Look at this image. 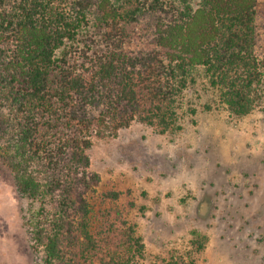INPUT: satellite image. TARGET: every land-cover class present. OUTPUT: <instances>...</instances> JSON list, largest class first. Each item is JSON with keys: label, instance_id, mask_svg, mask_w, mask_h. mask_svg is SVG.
<instances>
[{"label": "trees", "instance_id": "1", "mask_svg": "<svg viewBox=\"0 0 264 264\" xmlns=\"http://www.w3.org/2000/svg\"><path fill=\"white\" fill-rule=\"evenodd\" d=\"M109 1L0 0V157L16 191L38 205L29 238L40 264H196L203 236H193L191 251L146 261L132 225L92 231L84 192L94 193L99 178L86 151L133 122L160 135L179 131L177 101L195 68L230 114L247 115L264 78V56L254 53L264 5L179 0L172 20L155 27L153 50L125 52L107 35L105 49L82 52L77 40L89 22L113 32L115 21L162 10L156 0Z\"/></svg>", "mask_w": 264, "mask_h": 264}, {"label": "rangeland", "instance_id": "2", "mask_svg": "<svg viewBox=\"0 0 264 264\" xmlns=\"http://www.w3.org/2000/svg\"><path fill=\"white\" fill-rule=\"evenodd\" d=\"M156 1L162 4L160 12L143 13L127 24L115 21L113 32L89 22L78 48L89 54L101 51L109 35L125 52L153 50L155 27L172 20L179 7V0ZM255 27L254 53L262 58L264 13L258 12ZM191 77L177 101L179 131L160 135L133 122L114 137L92 141L86 151L88 170L99 182L94 193L84 192L90 227L116 235L124 222L132 225L146 261L191 251L190 242L198 235L205 244L194 253L196 264H264V78L254 92L253 109L234 116L201 68L192 70ZM3 105L0 100V147ZM109 193L117 198H108ZM37 208L16 191L0 157V264H40L42 253L32 251L29 238Z\"/></svg>", "mask_w": 264, "mask_h": 264}]
</instances>
